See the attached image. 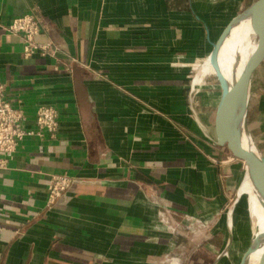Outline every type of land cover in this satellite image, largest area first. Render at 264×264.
<instances>
[{
    "label": "crops",
    "instance_id": "1",
    "mask_svg": "<svg viewBox=\"0 0 264 264\" xmlns=\"http://www.w3.org/2000/svg\"><path fill=\"white\" fill-rule=\"evenodd\" d=\"M253 2L0 0L8 100L28 129L40 106L59 113L55 137L25 138L0 170V264H161L188 249L159 212L220 223L236 159L215 141L220 99L190 108L183 64L207 59ZM26 14L53 55L25 58L22 36L5 30ZM56 174L75 182L49 206ZM187 253L183 264L224 258Z\"/></svg>",
    "mask_w": 264,
    "mask_h": 264
},
{
    "label": "rangeland",
    "instance_id": "2",
    "mask_svg": "<svg viewBox=\"0 0 264 264\" xmlns=\"http://www.w3.org/2000/svg\"><path fill=\"white\" fill-rule=\"evenodd\" d=\"M250 3L251 2H249V4ZM251 39L254 43H257L256 37H252ZM204 61L205 60H202L201 63L183 64L184 68L190 72L186 82L187 96L190 108L194 110L196 115L200 114L203 105L214 106L222 94V88L218 78L215 77L213 69L202 79L203 84H195V79L199 75V71L206 63V61ZM201 64L203 66L198 70ZM180 66L174 65V67L177 68ZM246 128L259 154L264 157V63L257 69L252 78ZM245 173L246 169L244 163L236 159L235 176L231 184L234 186V190L230 198L231 200L228 201L222 212L221 221L218 225L212 226L207 233L201 235L197 234L198 231H196V229L194 231H192V229L189 231L188 228L183 226L181 228H176V230H179L181 233H185L187 237L173 236L180 238L183 244H187L188 240L191 241L189 248L187 246L185 248L188 249L186 252L192 254V248L194 247V250H199V252L201 251L205 255H209L211 258L219 256L227 248L229 241V231L227 227L229 226L232 229L233 241L230 244L229 253L223 256L224 258L219 264H239L252 236L248 197L244 195L237 199L238 191ZM231 209H233V212L229 224L227 223L228 213ZM188 225L190 227L191 223H188ZM215 228L217 232L213 234ZM210 246L212 248H210Z\"/></svg>",
    "mask_w": 264,
    "mask_h": 264
},
{
    "label": "built area",
    "instance_id": "3",
    "mask_svg": "<svg viewBox=\"0 0 264 264\" xmlns=\"http://www.w3.org/2000/svg\"><path fill=\"white\" fill-rule=\"evenodd\" d=\"M5 30L13 35L22 36L24 40V57L30 58L35 54L42 56L53 55L54 51L48 45L38 44L37 36L41 32V24L34 14H26L15 18ZM27 116L21 108L14 107L7 98L6 86L0 83V170H7L10 161L17 153L21 142L27 137L42 136L48 133L55 137L59 130V113L53 106L43 105L35 114L36 129L25 127ZM75 179L67 174H56L52 177L48 188V205L53 206L59 198L66 194L73 186ZM229 214V213H228ZM160 221L165 224L172 235L186 238L176 228L186 227L189 231L196 229L197 234L207 233L214 220H206L186 215L184 222L174 220L169 212H159ZM188 223H191L190 227ZM183 229V228H182ZM191 241L184 245V249L190 246ZM194 247L192 248V251ZM183 251L179 256L166 255L161 264H183V259L188 253ZM195 251V250H194Z\"/></svg>",
    "mask_w": 264,
    "mask_h": 264
},
{
    "label": "bare ground",
    "instance_id": "4",
    "mask_svg": "<svg viewBox=\"0 0 264 264\" xmlns=\"http://www.w3.org/2000/svg\"><path fill=\"white\" fill-rule=\"evenodd\" d=\"M253 22H259L264 28V12L258 15H253L252 13L246 18L237 17L217 53L216 65L227 80L229 86H232L243 74L260 48L258 41L254 43L251 39L255 37L251 25ZM205 61L204 67L200 70L203 66L201 64L198 69L200 71L195 79V84H203L202 79L207 76L212 69L215 77L217 75V70L213 64L210 63L209 58L205 59ZM246 92L247 91L240 94L231 107L229 129L234 135L241 139L246 149L259 155V151L248 133L245 124L248 102V94ZM245 169L246 173L238 191V196L241 198V196L245 195L249 200V212L256 231V242L258 245L253 253L248 256L247 261L248 264H256L264 252V199L261 196L259 188L251 179L246 167ZM231 217L228 221L229 224L231 222Z\"/></svg>",
    "mask_w": 264,
    "mask_h": 264
},
{
    "label": "water",
    "instance_id": "5",
    "mask_svg": "<svg viewBox=\"0 0 264 264\" xmlns=\"http://www.w3.org/2000/svg\"><path fill=\"white\" fill-rule=\"evenodd\" d=\"M264 12V0H256L253 2L249 7H247L238 17L246 18L249 17L252 13L253 15L260 14ZM236 18L231 22V24L226 28L223 32L219 41L214 44L213 51L209 55V61L215 69L217 70L216 77L219 80L220 86L222 88L221 98L219 100L216 113H215V136H216V143L221 147H226L231 155L244 163L247 171L255 183V185L259 188L262 198L264 199V157L262 155H257L254 152L246 149L243 146V142L241 139L234 135L231 130L229 129V116L231 107L235 101V99L242 94L243 92L247 91L248 94V102L246 107V114H245V124L247 121V113L249 107V100H250V90H251V83L254 73L259 69V67L264 63V28L259 22H253L252 29L254 31L256 40L259 43V50L257 55L252 59L251 63L247 67V69L243 72V74L238 78V80L232 85L229 86L227 80L221 74L219 68L216 65V56L219 52V49L222 46V43L227 36L232 24ZM238 196L237 199H239ZM233 209L229 211L228 214V221L232 216ZM252 223V236L250 241L246 247L244 254L241 257L239 264H248V256L253 253L254 249L257 247L256 242V234L255 228L251 219ZM232 242V238H230L227 248L221 253L216 260V263L227 253H229V247ZM256 264H264V252L258 259Z\"/></svg>",
    "mask_w": 264,
    "mask_h": 264
}]
</instances>
